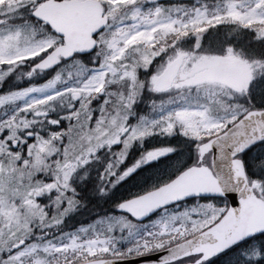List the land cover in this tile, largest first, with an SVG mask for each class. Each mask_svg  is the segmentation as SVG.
<instances>
[{
  "label": "snow or ice",
  "instance_id": "snow-or-ice-1",
  "mask_svg": "<svg viewBox=\"0 0 264 264\" xmlns=\"http://www.w3.org/2000/svg\"><path fill=\"white\" fill-rule=\"evenodd\" d=\"M142 258L264 264V0H0V264Z\"/></svg>",
  "mask_w": 264,
  "mask_h": 264
},
{
  "label": "trees",
  "instance_id": "trees-1",
  "mask_svg": "<svg viewBox=\"0 0 264 264\" xmlns=\"http://www.w3.org/2000/svg\"><path fill=\"white\" fill-rule=\"evenodd\" d=\"M96 201H91L88 203V207L81 213L76 215L74 219L69 221V223L72 225V227H79L81 223H89L92 219H94V213L100 212L102 209L104 211H107L109 206L107 204H104L103 201L100 202L99 206H95Z\"/></svg>",
  "mask_w": 264,
  "mask_h": 264
},
{
  "label": "water",
  "instance_id": "water-1",
  "mask_svg": "<svg viewBox=\"0 0 264 264\" xmlns=\"http://www.w3.org/2000/svg\"><path fill=\"white\" fill-rule=\"evenodd\" d=\"M149 259H155V257H151ZM140 264H146V262H145V260L143 258L140 260Z\"/></svg>",
  "mask_w": 264,
  "mask_h": 264
}]
</instances>
